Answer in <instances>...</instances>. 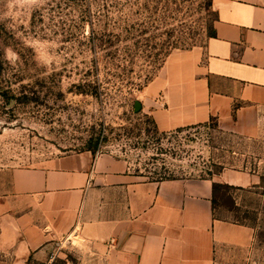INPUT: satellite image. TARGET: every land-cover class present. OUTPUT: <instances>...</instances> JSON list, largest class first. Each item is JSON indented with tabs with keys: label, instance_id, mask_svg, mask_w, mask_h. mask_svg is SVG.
<instances>
[{
	"label": "rangeland",
	"instance_id": "1",
	"mask_svg": "<svg viewBox=\"0 0 264 264\" xmlns=\"http://www.w3.org/2000/svg\"><path fill=\"white\" fill-rule=\"evenodd\" d=\"M211 2L142 0L141 10L130 0H0V192L14 168L88 148L125 158L147 180L165 170L174 178L225 169L264 176V120L256 136L214 120L164 132L144 111L142 92L170 55L206 46L217 20ZM98 78L97 94L79 92L78 84ZM215 201L218 217L252 225L264 246V180L220 187ZM95 257L72 241L31 264Z\"/></svg>",
	"mask_w": 264,
	"mask_h": 264
},
{
	"label": "crops",
	"instance_id": "2",
	"mask_svg": "<svg viewBox=\"0 0 264 264\" xmlns=\"http://www.w3.org/2000/svg\"><path fill=\"white\" fill-rule=\"evenodd\" d=\"M216 35L174 52L142 92L161 131L212 120L256 136L264 120V0H212ZM260 172L147 180L112 153L85 150L12 169L0 192V264L53 246L90 248L94 264H264L252 225L216 215L214 183L258 187ZM84 264V263H81Z\"/></svg>",
	"mask_w": 264,
	"mask_h": 264
},
{
	"label": "trees",
	"instance_id": "3",
	"mask_svg": "<svg viewBox=\"0 0 264 264\" xmlns=\"http://www.w3.org/2000/svg\"><path fill=\"white\" fill-rule=\"evenodd\" d=\"M119 2L118 3H116L114 6L115 7H119ZM130 5L131 6H138V7H140L141 8V10H142V0H130ZM211 6L213 7V1L211 2ZM130 25V24H129ZM134 28V30H135V26H132V29ZM137 29H139V31H140V33H138V34H136V37H142V23H140V28H137ZM127 31L128 32H131V30L129 29H127ZM132 34H133V32H132ZM216 35V29H215V27H214V29L212 30V33L210 34V37H213V36H215ZM117 37V38H120L121 37V35H117V34H115L114 35V37ZM140 41V40H139ZM138 41V42H139ZM138 44V43H137ZM177 45V43L175 44V46ZM174 47V46H173ZM170 54V53H169ZM168 54V55H169ZM101 82V80H100V78H98V79H96V85H94L92 82H89V80H84V82H81L80 84H78L77 85V88L79 89V92L80 93H83V94H97L98 93V90L100 89V88H102L103 87V84L102 83H100ZM87 150H91V151H93L94 153L95 152H97L96 150H94V149H91V148H88ZM159 174H161L160 176H161V178L160 179H153L154 181H162V180H168V179H174V177H171V173L170 172H168V171H163V172H158ZM223 186H230V185H228V184H221V183H214V193H215V195H216V191H217V189L218 188H220V187H223ZM216 203V201H215V198H214V204Z\"/></svg>",
	"mask_w": 264,
	"mask_h": 264
},
{
	"label": "water",
	"instance_id": "4",
	"mask_svg": "<svg viewBox=\"0 0 264 264\" xmlns=\"http://www.w3.org/2000/svg\"><path fill=\"white\" fill-rule=\"evenodd\" d=\"M136 106H137V109H138V107H139V103L138 102H136Z\"/></svg>",
	"mask_w": 264,
	"mask_h": 264
},
{
	"label": "built area",
	"instance_id": "5",
	"mask_svg": "<svg viewBox=\"0 0 264 264\" xmlns=\"http://www.w3.org/2000/svg\"><path fill=\"white\" fill-rule=\"evenodd\" d=\"M55 258L54 257H52V261L54 260Z\"/></svg>",
	"mask_w": 264,
	"mask_h": 264
}]
</instances>
